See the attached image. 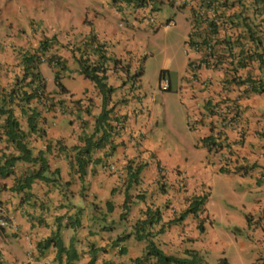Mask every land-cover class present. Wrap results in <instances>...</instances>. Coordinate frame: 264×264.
<instances>
[{"label": "crops", "instance_id": "crops-1", "mask_svg": "<svg viewBox=\"0 0 264 264\" xmlns=\"http://www.w3.org/2000/svg\"><path fill=\"white\" fill-rule=\"evenodd\" d=\"M103 3L110 4V11L119 18L117 23L108 20L107 11L105 14L102 11L104 10L103 4L102 9L90 11L94 15V21L88 18L89 11L86 6H82L80 13L74 7H69V11L63 9L60 12H52L46 5L42 6L38 1L16 0L5 10L6 13H13L17 16L19 21L13 26H4L2 28L4 36L11 39L12 33L9 31L22 32L25 38L24 40L19 39L21 49L35 47L38 39L44 35L55 34L58 42L62 44L76 35L89 32L90 29L99 32L105 46L107 44V54L110 53L113 57L121 60V63H113L114 65L109 61L111 64L107 69V82L116 87L111 99L125 98L123 103L117 105V112L119 115L127 114L126 123L128 124L120 130L115 138V141L120 142L111 156V160L118 169L114 173L100 168L97 166L99 164L93 165L92 168L90 165L88 173L81 182L76 169L70 167L65 151L59 150L57 146L53 145L48 154V161L51 168L58 167L60 169L57 180L48 182L34 179L29 187L18 191L8 188L0 191V200L6 204L8 212L12 214L11 225L7 227L10 229L9 234L16 235L18 238L19 234L17 233H20L18 246L12 249L14 256L8 250L1 249L2 254H6V258L12 260L10 263L5 262L6 264L26 263L16 255L17 251L20 254L19 247L26 250L28 264H58L55 261L56 248L40 249L37 247V242L40 238L50 234L59 221H65L67 216V222H69V215H75L78 206L83 207L78 213L81 220L80 226L74 231L71 227H62L61 229L63 243L68 245L70 237L74 235V245L77 252H81L78 257L80 260H76L74 264H88L90 254L85 251L89 244L94 245L93 249L100 247L91 264H136L133 258L143 254L146 240L129 235L117 241V237L122 234L126 235L131 230V225L137 218L143 217V211L147 205L158 207L160 210L161 219L154 226L157 229L160 223H166L171 217L182 212L185 199L190 202V199L197 196L201 189L210 190L211 179L216 173L228 182L232 176L239 175L252 186L264 188V138L261 136V131L264 129V90L246 92L242 97L238 123L241 128L239 132L237 131L238 127L224 129V141L227 146L216 151L207 149L203 145L202 138L209 132L211 124L213 128H217L216 120L218 119L210 114L205 97L207 95L214 97L219 90L221 91L217 84L218 81L216 80V83L210 85L208 89H203L193 86L196 83L185 75V70L184 74L181 72L178 85L180 101L173 113L168 114L164 106L163 117L160 120L156 113L154 99H150L145 90L142 91L141 88L140 91L138 88L130 90L129 82L125 81L124 68L135 69L140 62L141 55L137 52L135 44L136 33H133L135 32V22L132 24L130 21L125 24L120 21V17L123 14L126 17H131V12L134 14L137 12L129 8L122 13L115 10L116 8L110 0H105ZM216 3L221 19L232 21L231 24L238 22L236 25L228 23L229 26H224L219 30L220 37H223V43H219L220 51L223 56L229 52L237 53L241 45L234 44L239 42L238 39H241L239 33L245 30L244 22L248 20L246 16L250 18L253 16V11L256 8L255 1L216 0ZM184 7L191 9L189 5ZM137 11L143 12L142 9ZM262 17H264V13L260 12L258 19ZM155 19L159 21L157 17ZM171 19L174 24L175 20ZM66 22L69 26V33L62 29ZM142 22L144 23V21ZM63 32L65 33L62 34ZM227 38H231V47L224 41ZM2 41L7 46L0 48V88L10 84L13 79H11L12 75L20 72L22 68L18 63L19 58L11 51L8 41L5 38H2ZM59 49L64 50L66 47H59ZM51 51L57 52L55 48ZM184 54L187 65L189 56L185 52ZM197 56L199 55L195 53L194 57ZM63 57L69 70L77 69L74 57L66 54H63ZM4 60L12 61L14 69H7L4 66ZM62 73L66 72L62 71ZM221 73L224 74V72L204 68V66L199 68L200 77L211 76L213 80L223 76ZM236 74L240 78L247 75L252 77L261 75L264 81V64L260 66L258 61L252 57L246 66L237 69ZM187 79L190 81L188 82ZM60 81L67 89L64 92L66 105L69 106V97L77 101V105L71 107L69 113L80 114L86 126L77 130L79 122L76 118L71 123L66 116L61 117L63 114L57 111L41 109L38 124L44 128L46 134L31 133L33 135H27L28 144L33 152L44 147L45 142L49 140L57 139L67 146L81 144L79 136L82 133L80 132L84 129L87 132L92 130L94 118L100 111L101 95L93 81L78 72L62 77ZM47 89L54 88L47 86ZM230 91H234V88L230 87ZM137 101L145 104V106L142 105L143 112L137 108L134 111ZM174 113L177 115V122L172 119ZM42 116L44 117L43 121L41 120ZM187 121L191 124L190 127L187 125ZM17 152L13 143L8 141L4 134H0V160L3 159V154H16ZM101 154L102 150L95 152V155ZM152 156L163 162L169 169L165 175L164 190H160L156 185L158 171ZM129 160L142 164L140 173L142 183L139 188L137 186L129 190L130 200L127 208H123L126 181L125 165ZM32 167L31 162L17 161L9 176L3 179L12 184L17 177L30 171ZM176 170L182 171L186 176L187 190L185 192L179 191L176 187ZM81 185L85 187L84 194L78 191ZM62 186L67 188L65 194L61 190ZM140 186H143L147 193L144 200L135 196L138 192L137 188L140 189ZM69 188L72 192H69ZM210 196L209 193L206 201L210 199ZM107 200L110 201L108 206ZM70 201L72 205L69 203ZM91 201L96 202L98 208L91 204ZM243 208L248 212L242 213L238 217L239 223L249 226L251 233L247 234V239L241 238L242 245L246 244L247 240L249 248H264V199L261 201L257 199L251 209L245 206ZM86 209L90 212L85 213ZM121 212L123 213L122 217H120ZM90 214L96 218L105 215L107 221H111L110 227L90 231L91 225H93L90 222ZM259 214L261 215L258 217L257 224L255 217ZM214 218L215 213L209 211L204 203L197 215L190 212L181 216L179 221L170 224L174 225V228L168 230L167 227L170 225L166 226L165 230L156 233L153 239L160 248L166 250L167 241L171 238L172 248L168 252L177 255L190 249L189 246L200 249V245L195 246V242H202V230L206 232L208 226H213ZM200 223L203 225V229H200ZM158 237L159 240L155 239ZM121 247L125 248L123 252H121Z\"/></svg>", "mask_w": 264, "mask_h": 264}, {"label": "clouds", "instance_id": "clouds-1", "mask_svg": "<svg viewBox=\"0 0 264 264\" xmlns=\"http://www.w3.org/2000/svg\"><path fill=\"white\" fill-rule=\"evenodd\" d=\"M110 1H111V4L114 6V8H116L115 10L121 11L122 13H124V11L126 10L125 7L128 4L132 3V2L125 1V0H110ZM161 2H163V0H158L157 5L160 6L159 4ZM176 2H177V4L180 7H183V8H185L184 6H186V5L187 6L189 5L191 7V4H194V5L197 6L198 22H196V20H194L192 18V22H191V25L189 27L190 28L189 31L197 29V25H198V29L197 30H198V33L201 34V35L198 34V40L204 41V42L213 41V43L215 45L214 48H215L216 53H218V64H219V66L218 67H213V66H211V65L209 66L207 64L202 65V66H204V68L207 67V68L215 70V71L224 72V74L221 73L223 76H226V75L230 74V79H229L230 83L228 85L225 83L226 78L225 79L218 78L217 84L221 88V91L219 90L217 92V95L214 96V97H211L210 95H207L205 97V103L208 105V109H209L210 114L216 116V119H218V120H216V122H217L216 124H218V126H217V128H213V125L211 124L209 132L206 135H204V137L202 138V141H203V145H205L207 147V149L216 151V150H218L220 148H223V147L227 146V143L224 141V138H225L224 137V129H226L227 127L228 128H232V129L238 127L237 131L238 132L240 131L241 127L239 126L238 123H239V116H240V108H241L242 97L246 94V92L263 91L264 90V81H263L261 75L259 77H252L251 76L254 79L253 82H250V81L236 82L235 80H233V78H235V77H236V79H240V80L246 78V77L240 78L236 74V71H237V69L239 67H243V66H246L248 64V63L244 62L245 61L244 55L248 56L245 53V50H244L245 46H246L245 45V40H243L241 42L242 54L237 55L236 53L229 52V53H226L224 56L222 55V53L220 51L219 43H223V37H220L219 30L222 27L227 26L228 23L231 24L233 22L232 21L228 22L227 20H226L227 21L226 22L224 19L220 18L219 12H218V9H217L216 0H176ZM263 3H264V0H262V5H263ZM255 6H256V8L253 11L254 12L253 16L251 18L246 16L247 19L250 20V24L253 23V19L256 22V24L251 26V29L250 28L248 29L249 30L248 33L250 35L247 37V40L250 41V43H251V54L253 52V55H251V58L253 57L255 60L258 61L259 65L262 66L264 64V17L258 19V14H260V12L264 13V7H261V11H260V7H259L258 3L255 2ZM152 8H153L152 1L148 0L145 7L139 8V9L143 10L142 13H139L137 11V8L133 7L131 9L133 11H136L137 13L134 14V12L133 13L131 12L130 14H131V16L132 15L134 16V20H136L137 23H143L142 21H144L145 25L148 28H150V29L158 28V26H160L162 24L168 25L170 23H173V20L172 19L168 20V18L165 19L163 22L157 21L155 18L157 17L156 16L157 11H159L160 9L153 10ZM150 17H152L153 20H150ZM120 21L122 23H125V24L129 23L131 21V17H126V16L123 15V16L120 17ZM261 21H263V22L261 23ZM237 23L238 22H236V24ZM236 24L234 23V24H231V25H236ZM244 26H245V31H246L245 22H244ZM241 33L242 32H240L239 34H241ZM259 33L262 34L261 42H257V39H256V38H258V34ZM82 34L83 33H81L80 35H82ZM80 35H76L74 38L69 39L68 42L62 43V44L58 42L57 37H56L55 34H53L51 36H45L44 35V36H41L38 39V42H37L35 47H25L24 49H21V57L18 59V63H20L21 67H22L20 69L21 71L19 70L20 72L15 73L14 75H12L11 79L12 78L13 79H12L10 84L0 88V103H1L3 91L5 89L6 90L9 89L11 86H13L15 84L16 80H18L19 78L22 77V73L24 71V65H23V54H24V51L30 50L31 52H33L35 49L38 48L40 41L42 39H44L45 37L52 39V43H51L50 47L48 48V52L43 54V55H41L42 61L39 63L40 71H41V67L40 66L42 64L48 65L51 68V70H52V67L49 64L48 59L53 58V56L56 55V54L60 55L59 53H57L59 51V47H69V48L70 47H74V44L77 43L78 37ZM101 38L102 37L100 36L98 38V40L99 41H103V38L102 39ZM224 41L228 44V41H230V39L227 38ZM106 46H107V44H106ZM106 46H105V54L108 57V59L106 61L107 63L105 62L106 65L110 66L111 63L112 64L113 63L114 64L121 63L120 58L113 57L110 53L107 54L108 50L106 49ZM184 46H183V52L186 53V50H185ZM53 48H55V50H57V52L51 51V49H53ZM92 50H93L92 48L89 50L88 55L92 54V52H91ZM255 53L262 55L263 62H261V60L258 58L257 55L254 56ZM61 57H62V60H63L64 57L63 56H61ZM189 59H190V56L188 57V60H187V65H186V68H185L186 72H188V61H189ZM115 60L117 62H115ZM75 61H76V59H75ZM109 61L111 62L110 64H109ZM53 63H51V64H53ZM76 63L78 64L77 61H76ZM141 63H142V61L140 60L138 66L135 67V69H132V70L129 69L128 67L124 68L125 81L128 82V76L132 75L134 72L138 71V68L140 67ZM202 66H199L197 68V70L193 74H191L189 72L188 73L190 74L191 79L193 81L199 82L198 87L203 88V89H208L210 87V85H212L214 83H212V77L211 76H207V77H200L199 76V68L202 67ZM66 71L67 70H65V72ZM52 72H53V70H52ZM41 73H42V71H41ZM62 74L63 73H61V75L59 77V80H61ZM166 74H167V72L164 71V70L161 73H159V86H160L161 89H164V90L170 89V85H171L170 80L165 77ZM141 76L140 77L132 76L133 79L135 80V83H136V86L133 87V89L137 90V88H138L139 91H140V88H141ZM44 78H45V84H46L44 91L43 92L41 91L39 94H37L31 100L30 104H26V105H24L22 103L17 104L18 103V99L15 98L14 102H12L10 105H6L8 107L11 106L13 108H17V119L21 123V127L24 128L25 130H27V128H28L27 121H26V115H25L26 113L24 112V109H26L28 107H37V109L40 111V113H41V109H44L46 111L52 110V111H57L59 113L61 112V114H64L65 116L68 115L66 117H67L68 121L71 122V123H73V120L76 118L77 121L79 122V126H78L77 130L85 128V126H86L85 125V121H83V118H81L80 114L79 115H74V114L69 113V112H71L70 108L77 105L76 99L73 100V99H71L69 97V106H67L66 105V97L64 95L65 91H60L59 89L58 90H55V89L48 90L47 89L48 85H47L46 77L44 76ZM53 78H54V74H53ZM54 83H55V81H54ZM55 86L58 87V85L56 83H55ZM230 87H233L234 91H230ZM113 93H114V91L110 95V100L107 102V107L113 106L112 110L109 112V121H110L111 125L113 126L112 135L110 136V141L114 145V148L111 150L110 142H107V143H105L104 146L94 149L93 156L94 157L103 158L104 161L101 159L100 162H97V163H94V164L93 163L89 164L87 166L86 174L88 173V167L91 165V168H92L93 165H96V164H99L97 166H99L100 168H104L106 170H109V172H111V173H114L115 171L118 170L116 164L111 160V156H112L116 146L120 142V141H115V138L118 136L120 130L124 129L125 126H128V124L126 123L127 114L125 113V114H120L119 115V113L117 112V105L119 103H123L125 101V98L120 99L119 97H116L114 99H111L112 98L111 96H112ZM100 95H101V93H100ZM134 95L137 96V94H134ZM138 96L142 97L141 95H138ZM54 99L55 100L63 99V100H61V103L56 104ZM49 101H52V102L55 103V105L52 108H49V107L47 108L45 106V104L48 105ZM142 105L145 106V104H143L142 102L137 101L136 107L134 108V111L137 108V109H139V111L143 112L144 107ZM101 108H102V97H101L100 111H101ZM84 111L88 112L86 110H84ZM5 117H6V113H0V134H4L6 136V139L13 143L14 148L18 151L16 154H18L19 153V149L16 147L15 143L12 140H9V138L5 134V128H6L4 126ZM43 119H44V117L42 116L41 120L43 121ZM232 123H236V125L234 126ZM37 125H38V128H39L38 122H37ZM187 125L189 127L191 126V124L188 123V121H187ZM94 126H95V118H94V123L91 126L92 130L90 132H87L84 129V131L80 132L82 134L79 133L80 134L79 140L81 141V144H73V145H83L84 141H83V139L81 137L83 135H88V134L92 133L93 130H94ZM113 130H114V132H113ZM31 133H37L38 135H45L46 134L44 128H43V133L42 134L38 133L37 131H35V132L31 131V132L27 133V135H29V134L33 135ZM98 134H99V132H98ZM24 141H25L27 147L31 150V154L32 155L37 154L38 151H40V150H45L46 149V144L50 143V149L45 152L46 153L45 156H46L47 163H48V171H47V173L50 174L53 179H50V180L41 179V180L48 181V182H53V181H55V180H57L59 178L60 169H59L58 173H54L52 175V170L55 169V168H58V167L51 168L50 164H49V161H48V154L51 151L52 146L54 145V146H57L59 150H64L65 151V156L68 158V162H69V154L71 153L70 155H72V156L70 157V161H72V167L71 166L70 167L72 169H76V172L78 173V176L80 178L79 180L81 182H83V178H85L86 174H84L83 177L80 176V172L77 169V165H76L75 159L73 158V151H72L73 145L67 146L64 143H62V141L57 140V139L56 140H49V141L45 142L44 147L39 148L36 152H33L32 148L28 144L27 136H26ZM57 141H59V142H57ZM70 149H71V151H70ZM100 150H102V154L101 155H95V152L96 151H100ZM16 154H14V153L3 154V159L0 160V166L6 160L7 157L12 156V155H16ZM151 158L156 163L157 171L158 172L161 171V172L158 173V176L156 178V185L159 186L157 183H160L161 184V186H160L161 189L160 190H164L165 186H166L165 175H166V173L168 172L169 169L159 159L154 158L153 156ZM20 160L28 161V160H24V159H17V160L14 161V163L12 162L11 165H7V168L11 167V171L9 172V174L13 170V165L17 161H20ZM28 162H31L32 166H33L30 169V171L32 169H35V168L38 167V162H34V161H28ZM128 162H130L133 167H135L136 165L142 166V164L139 163V162L136 163V161L133 162V161L129 160V161L126 162V165H125L126 172H127L126 166L128 165ZM141 169H140V171H139V173L137 175V176H139V180L137 182L138 185H141V183H142V177L140 176ZM221 169H222V167H221ZM30 171H28V172H30ZM28 172L20 175L21 177L20 176L17 177L15 182H13L12 184H9L7 181H4V179H3L6 176H9V174L4 175V176L0 174V191L3 190V189H7V188L11 189L10 187L14 183H16L18 179H22V181H24L25 174H27ZM176 173H177V179H176V185L177 186L176 187L179 189V191H184L185 192L187 190L186 176H185V174L182 171L176 170ZM160 174L162 175L161 179L158 178L160 176ZM125 178H126V181H125V195H126V193L128 194V192H129V190L131 188L136 187V186L133 183L132 186H130L128 189H126L127 174H126ZM34 179H40V178H34ZM140 188H141V186H140ZM84 189H85V187L81 185V188H78V191H80L82 194H84ZM11 190H15V189H11ZM61 190L63 191V194H65L66 191H67V188L65 186H62ZM69 192H72L70 190V188H69ZM207 196H209V190L207 188L206 189H201V191L197 194V197H202L203 198V202H202L201 206L199 207V209H201V207H203V204L205 203ZM195 197H192L191 200L194 199ZM69 203L72 205L71 201ZM91 204H93V205H95L97 207V203L96 202H92L91 201ZM108 205H110V201H109V204H107V206ZM122 206H123V204H122ZM147 206H150L152 208L151 205H147ZM147 206H146L145 209H147ZM82 209H83L82 206H78V211L75 213V215H69V222H67L68 221V216H67V219L65 221H62V222L59 221V223L57 224L56 228L53 229L50 232V234H48L46 236L47 238H51L50 243H49V247L56 248L55 261H57L58 264H59V259H57V256L62 258V264H74V262L76 260H78V259L80 260V258H78V257L81 254V252H77V249H76V247L74 245V235L71 236V237H73L72 240H71V237H70L69 244L65 245L63 243V241H62V235L63 234H61V229H62V227H65V228L71 227L73 229V231L75 229H77L80 226V224H81L80 216H79L78 213H80ZM121 214L123 215V213L122 212L120 213V217H122ZM144 217H147V216H144ZM11 221H12V214L10 212H8V208H7L6 204L2 200H0V236H3V235L6 234L4 231H5V229L7 227H9L11 225ZM67 225H69V226H67ZM91 226L92 227L90 228V231L92 229L95 230L94 225H91ZM56 232L59 233L60 239H61L62 244L65 247V249H67L69 247V252L73 251V253H75V256L72 257L70 263H66L65 262V256H67V254L65 252L59 251V247L55 244V242L53 240V235ZM146 244H147V242H146ZM156 245H157V243H156ZM41 246L43 247V249L48 248V247H44L42 244H41ZM93 247H94V245H90L89 244L87 249H86V251H85V252H89L90 258L92 257L91 251L93 250ZM1 249L2 248L0 247V264H6L5 262L2 261L3 257L1 256V253H2ZM94 258H95V254H94ZM94 258H93V261H94ZM91 263H93V262H89L88 261V264H91Z\"/></svg>", "mask_w": 264, "mask_h": 264}, {"label": "rangeland", "instance_id": "rangeland-1", "mask_svg": "<svg viewBox=\"0 0 264 264\" xmlns=\"http://www.w3.org/2000/svg\"><path fill=\"white\" fill-rule=\"evenodd\" d=\"M16 0H0V48L6 47L2 38L8 41V45L15 53V55L21 57V43L19 39L24 40L25 36L22 32L18 30L9 31L12 33L11 39L4 36V31L2 28L4 26L15 25L19 19L13 13H6L5 10L12 5ZM40 2L42 6L46 5L52 12H60L61 10L69 11V7H74L80 13L82 11V6H86L89 11L88 18L94 21V15L91 10L102 9V4L105 14L107 11L108 20L117 23L119 18L110 11V4L105 5L103 2L105 0H34ZM109 3V2H108ZM159 11H157V19L159 21H164L167 18H173L175 23H170L169 25H160L158 28L150 29L145 26V23H137L134 20V16H131L132 24L135 22V32L136 36L135 44L137 46V52L141 55L140 60L142 61L143 74L141 76V90H145L150 99H154L156 106V113L161 120L163 117L164 106L168 112L173 113L174 108L180 101L178 85L180 84V73L184 74L186 68V56L183 52L184 41L188 37L189 27L192 22V17L189 8L180 7L176 0H163L159 4ZM124 15V14H123ZM126 16V15H124ZM124 21V20H123ZM66 25L62 28L65 32H69V26ZM63 32L62 34H64ZM58 53L63 56L73 57V52L69 47L66 49H59ZM5 67L7 69H14L12 61L4 60ZM10 66V68H8ZM41 70L43 75L46 77L48 88H54L58 90L59 88L55 86L53 72L48 65H41ZM76 67L78 64L76 63ZM161 70L167 72L165 77L170 80V89H161L159 86V73ZM185 75L191 78L190 74L185 71ZM221 79H225V83L228 85L230 83V74L226 76H220ZM186 79V78H185ZM216 80L212 79V83L215 84ZM189 82L190 80L187 79ZM196 84L193 86H198L199 82L194 81ZM48 108V105L45 104ZM155 112V110H154ZM61 113V112H60ZM13 114L17 117V108H13ZM65 116L64 114L61 116ZM68 116V115H66ZM173 121L177 122V115L174 113L172 117ZM30 135V134H29ZM220 174L213 175L211 179V189L209 190L210 199L205 201L206 207L209 211L215 213V218L213 219V226H208L206 232L202 230V242H195V246L200 245V249H195L189 246L193 253H197L201 259H203L205 264H219L223 263L224 260L227 264H261L264 260V248H249L246 240V244L242 245L241 238L247 239V234L251 233L249 226L241 225L239 223L238 217L242 213H247L248 211L243 208V206L251 209L252 204L257 199H264V188L252 186L249 182L244 181V179L239 175L232 176L231 180L228 182L225 178H220ZM85 213L90 212L88 209L84 211ZM180 214V213H179ZM258 216L256 215V223L258 224ZM90 216V222L94 225L96 229H104V227L109 228L111 221H107L105 215H100L96 218L92 214ZM123 216V215H121ZM168 224L165 223V226ZM155 226V225H154ZM174 225H170L167 229L174 228ZM132 229V228H131ZM150 230L152 228H149ZM201 229V228H200ZM9 228L5 229V235L0 236V247L2 249L8 250L13 256L12 249L18 246V239L16 235L9 234ZM188 231V229H187ZM18 236V235H17ZM162 238V237H161ZM116 239V237H115ZM159 240L158 238H155ZM47 237L40 238L37 242V247L42 249L41 244H44ZM172 239L170 238L168 242L167 249L164 250L165 253L170 251ZM159 247V245L157 244ZM49 247V245L45 246ZM160 248V247H159ZM100 247H95L91 254H96ZM162 249V248H161ZM36 250V248H35ZM185 250V251H186ZM19 252L17 254L21 259L26 261L28 264V258L26 257V250L23 247H19ZM183 254L185 258L191 256L187 251ZM2 261L10 263L12 260L6 258V254L1 253ZM197 258V257H196ZM198 258V259H200ZM59 259V256H57ZM202 262V260H201ZM178 264V263H172ZM181 264H189L183 262Z\"/></svg>", "mask_w": 264, "mask_h": 264}, {"label": "trees", "instance_id": "trees-1", "mask_svg": "<svg viewBox=\"0 0 264 264\" xmlns=\"http://www.w3.org/2000/svg\"><path fill=\"white\" fill-rule=\"evenodd\" d=\"M125 1L132 2L131 4H128L125 7L126 10L133 7L137 8L138 10L141 7H145L148 0H125ZM151 1L153 4L152 9L158 10L159 9V6L157 5L158 0H151ZM255 2L258 3L261 11V7H264V3L262 5V0H255ZM190 11H191V17L194 20H196V22H198L197 6L191 4ZM170 19L171 18H168V20ZM262 22L263 21H261V23ZM254 24H256L254 19L252 24H250V20L245 21L246 31L244 30L239 35L241 39H238L239 42L234 44L240 46L242 40L243 39L245 40L246 46L244 50L245 53L248 55V56L244 55L245 58L244 62L246 63H249L251 61V55H253V52L251 54V43L250 41L247 40V37L250 35L248 33L249 31L248 29L249 28L251 29V26ZM197 29H198V25H197ZM197 29L190 30L187 34L188 35L187 39L184 41L186 54L190 56V60L199 58V57H194L195 53L201 55L204 52V45L206 42L198 40ZM99 37H100L99 32H97L94 29H90L89 32L83 33L78 37L77 43L74 44V47H70V49L73 52L74 58L78 62V67L76 70H72V69L69 70L66 60L64 58L62 60V57L60 55H57L56 53H55L56 55H54L53 58L48 59V62L53 70L54 81L58 85L60 91L67 90L65 85L59 80L62 71L67 70L66 73L62 74V77L69 76L72 73H76V72L81 73L84 77L93 81V83L98 88V92L101 93L102 108L101 111L95 117V126L93 132L88 135H83L81 137L84 141L83 145H73L72 147L73 158L75 159L77 169L80 172L81 177H83V175L86 174L87 166L89 164L100 162L101 159L103 160V158L93 156L94 149L104 146L105 143L107 142H110L111 150L114 148V145L110 141V136L112 135L113 126L109 121V112L112 110L113 106L107 107V102L110 100V95L114 91L115 87L107 82V69L109 65H106L107 63L106 61L108 57L105 54V43L103 41H99L98 40ZM256 39L257 42H261L262 34L259 33L258 38ZM228 42H229L228 46L231 47L232 45L231 41ZM51 43H52V39L45 37L40 41L38 48L35 49L33 52H31L30 50L24 51L23 54L24 71L22 73V77L16 80L13 86H11L7 90L5 89L2 93V99L0 103V113H6L5 122H4V126L6 127L5 134L7 135L9 140H12L15 143L16 147L19 149V153L6 158V160L0 166V174L3 176L9 174V172L11 171V167L7 168V165H11V163L12 162L14 163V161L17 159H24L28 161L38 162V167L32 169L30 172L25 174L24 181H22V179H18L17 182L10 187L11 189L19 190L23 187H29L34 178H40L43 180L53 179L52 176L47 173L48 163L45 156L46 154L45 152L50 149V143L46 144L45 150H40L38 151L37 154L32 155L31 150L27 147L24 141L27 136V133L31 131L32 132L37 131L38 133L41 134L43 133V128L40 125L38 128L37 125V122L39 123V119H40V114H41L40 111L37 109V107H28L24 109V112L26 113L25 115L28 126L27 130H25L24 128L21 127V123L19 122L17 117L13 114V107L6 106L14 102L15 98L18 99L17 104L19 103H22L24 105L30 104L31 100L37 94H39L41 91L42 92L44 91L46 85L45 78L39 69V63L42 61L41 55L48 52V48L50 47ZM91 48L93 49L91 51L92 54L88 55V52ZM236 54L237 55L242 54V49L240 48ZM256 55L261 60V62H263L262 55L255 53L254 56ZM115 62L117 61L115 60ZM162 71L163 70H161L160 73ZM142 73H143V66L141 63L140 67L138 68V71L128 76L129 89H133V87L136 86L135 80L133 79L132 76L140 77ZM233 80H235L236 82L254 81V79L250 75H247L246 78L242 80L236 79V77L233 78ZM61 100L63 99L55 100L56 104L61 103ZM54 105H55L54 102L52 101L48 102L49 108H52ZM232 124L234 126L236 125V123H232ZM261 134L264 137V129L261 131ZM70 154H69V164L72 167V161H70V157L72 155ZM126 168H127L126 189L132 186L133 183L136 187L138 186L139 188V185L137 184L139 180V176L137 175L140 169L142 168V166L136 165L135 167H133L132 164L128 162ZM58 171L59 168L53 169L52 175L54 173H58ZM158 178L161 179L162 175L160 174ZM157 184L159 185L157 187L161 189L160 187L161 184L160 183ZM138 188H137L138 194L136 193L135 196L142 198L144 200L145 194H147L146 190L143 186L140 189ZM128 202H129V194L126 193L123 202L124 208H127ZM202 202H203V198L197 196L194 199H192L190 202L187 199H185L184 202L185 206L181 210L182 212H179L180 214L177 213L176 216L171 217L166 223L170 225L171 223L177 222L179 221L181 216H184L190 212L197 215L199 211V207L201 206ZM106 203L109 204V201L107 200ZM152 208L150 206H147V209H144L143 211V217L137 218V220L131 225L132 229L126 235L122 234L117 237V241L129 235H133L137 239L146 240L147 244L145 246L144 253L141 256L134 257L133 261L136 264H172V263L181 264L183 262L189 264H205L203 259H201L196 252L193 253V251L186 250L185 252L189 251L188 253L191 256L185 258L182 255L165 253L162 249H160L156 245L153 237L156 235V233L164 230L165 223H160L157 229L154 228V225L157 222L159 223V220L161 219V214L158 207L152 206ZM199 227L203 229V225L201 223L199 224ZM149 228L152 229L150 230ZM72 239L73 237H71V240ZM50 240L51 238H47V240H45L44 244L42 245L44 247L49 245ZM53 240L55 244L59 247V251L65 252L67 254V256H65V262L70 263L72 257L75 256V253H73V251L69 252V247L65 249L58 232H56L53 235ZM124 249H125L124 247H121V252H123ZM93 258H94V254L90 258L89 262H93ZM227 263L228 262L224 260V264ZM59 264H62V258L60 257H59ZM219 264H223V263H219ZM261 264H264V260L262 261Z\"/></svg>", "mask_w": 264, "mask_h": 264}, {"label": "built area", "instance_id": "built-area-1", "mask_svg": "<svg viewBox=\"0 0 264 264\" xmlns=\"http://www.w3.org/2000/svg\"><path fill=\"white\" fill-rule=\"evenodd\" d=\"M150 20H153L152 17H150ZM215 45L213 41H208L204 45V52L203 54L199 55L197 59H193L188 61V72L193 74L199 66L202 65H211L213 67H218V53L215 51Z\"/></svg>", "mask_w": 264, "mask_h": 264}]
</instances>
